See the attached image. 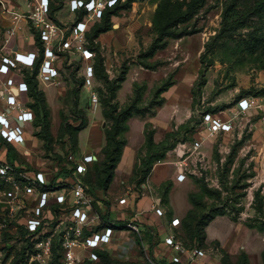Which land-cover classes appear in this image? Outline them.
<instances>
[{
	"label": "rangeland",
	"instance_id": "374dc122",
	"mask_svg": "<svg viewBox=\"0 0 264 264\" xmlns=\"http://www.w3.org/2000/svg\"><path fill=\"white\" fill-rule=\"evenodd\" d=\"M31 1L0 0V50L7 54L15 46L25 51L38 48V37L30 21L23 17V28L19 29L14 19L24 11L21 4ZM159 1L138 0L130 8L120 10L118 16L111 18L112 30L93 43L97 58H105L110 80L116 82L125 75L124 82L116 83L120 88L114 102L118 104V113L128 115V130L121 134L126 145L108 197L115 202L130 191L135 197L149 192L163 198L174 186L172 178L184 166L187 179L175 193L176 205L183 209L190 204L191 209L192 194L201 203L199 215H216L208 235L220 241L206 244L209 258L224 260L226 264H264V231H259L264 224V126L260 117L256 111L243 114L233 132L194 149V142L202 136L199 124L203 113L225 111L244 98H254L257 105H264V19L253 12L243 29L223 34V39H219L225 4L230 0H208L184 24L194 33L169 38L167 47L150 58V47L157 38L154 18ZM254 1L243 0V10L254 6ZM125 2L120 0V5ZM63 3L64 0H55L54 7H62ZM61 15H68V11ZM13 28L17 33L9 39L8 31ZM59 66L60 73L54 82L38 81L48 119L45 121L41 115L34 120L27 127L26 146L0 148V158L13 157L15 163L29 170H47L55 165L57 154L68 152L67 155H79L88 151L96 156L95 164L102 161L105 130L110 126L103 108L109 97L106 84L98 77L94 80L100 102L95 109L89 89L82 84L85 64L81 57L68 54ZM24 70L28 69L20 67L10 77L18 82L25 80L28 73ZM162 88L166 90L161 92ZM21 102L26 107L36 103L28 92ZM84 119L86 127L75 137L60 135L64 122L77 127ZM152 131L156 145L160 146L153 153L164 152L165 158L156 161L146 180L138 184L142 176L135 175L136 168H142V160L153 156L146 143V136ZM1 184L0 264H25L20 256L24 245L20 231L13 226H1L6 210ZM118 216L112 213L120 225ZM80 254L84 257L87 251ZM121 254L114 256L115 264L136 263L127 253Z\"/></svg>",
	"mask_w": 264,
	"mask_h": 264
},
{
	"label": "built area",
	"instance_id": "2783aa9c",
	"mask_svg": "<svg viewBox=\"0 0 264 264\" xmlns=\"http://www.w3.org/2000/svg\"><path fill=\"white\" fill-rule=\"evenodd\" d=\"M119 0H69L70 11L76 14L84 11L82 20L65 27L51 19L50 0H32L27 2L28 11L14 17L18 28L20 22L27 18L33 26L44 50L36 48L33 52L12 50L7 54L0 50V142L23 148L27 144V127L35 120V114L21 102V97L28 92V85L22 79L19 82L10 77L20 67L33 68L39 65L38 80L52 83L60 73V61L68 54H76L85 64L84 87L90 91L91 105L99 106V96L95 89V70L93 60L95 52L87 46V33L91 24L100 20L103 12L114 7ZM15 28L8 31L9 39L15 36ZM5 41V44L9 42ZM256 111L264 126V105H257L256 99L244 98L235 107L219 113L205 112L200 123V139L194 142V149L199 150L210 140L233 132L237 124L243 120V114ZM67 161L75 166L72 173L57 176L58 167L47 170H32L13 166L0 158V180L4 184L1 194L9 217L21 214L19 223L32 237L33 251L28 253L30 263L36 264H84L86 260L97 262L100 251H113L116 245L115 236L122 231L121 225L112 218L111 209L107 206L101 210L94 206L95 196L90 193L81 176L87 166L96 161L92 153L78 155L69 154ZM56 177H55V176ZM187 179L186 168H179L178 182ZM130 191L118 200L120 206H128ZM60 206V208H56ZM55 207V208H54ZM128 208V207H127ZM122 214L123 230L140 239L137 250L150 264H163L151 253V243L145 240V232L141 222L128 209ZM110 209V210H109ZM152 209L158 216L164 212L155 203ZM108 214V218H103ZM6 229V220L2 223ZM181 225L179 218L170 222V233L165 236L164 244L170 252V264H207L209 254L199 247H187L175 234ZM120 226V227H119ZM152 242L156 244L157 235L152 233ZM58 240L62 257L55 261L54 244ZM87 251L82 257L81 252Z\"/></svg>",
	"mask_w": 264,
	"mask_h": 264
},
{
	"label": "trees",
	"instance_id": "16d2710c",
	"mask_svg": "<svg viewBox=\"0 0 264 264\" xmlns=\"http://www.w3.org/2000/svg\"><path fill=\"white\" fill-rule=\"evenodd\" d=\"M136 1L138 0H126L123 5H120L119 0L114 7L108 8L103 12L100 20L94 21L95 23H92L93 25L91 24L90 31L86 35L87 46L92 51H94L95 54L96 49L93 47V43L102 34L112 30L113 25L111 23V18L113 16H118L120 10L130 8ZM207 1L208 0H160L154 18V31L157 34V38L153 41L150 47L148 57L153 58L159 50L165 49L168 45L169 38L179 39L194 33L188 31L185 28L184 24H187L190 20H192L207 4ZM60 9V7H52L51 19H53L57 23L58 20L55 18L54 13ZM253 12H255L254 15L256 14L264 19V0H255L254 6L247 7L245 10H243V0H230L229 2H226L225 12L223 13L222 30L218 38L223 39V34H231L240 29H243L247 25L249 18L251 17ZM85 14L86 13L84 11H78L75 22L82 20ZM37 40V46L38 48H40L41 52H43L44 45L39 40V38ZM104 62L105 58L100 56L97 58L96 54L93 60V67L95 70V78L98 77L99 79L103 80L106 84L107 91L109 92V97L104 101L103 108L104 118L110 123V126L105 130V146L101 150L103 156L102 161L100 163L88 165L85 174L81 176V181L85 184L87 190L96 198L94 206L99 208L100 210V206L102 204L107 207L111 205V199L107 196V194L110 185L113 182L115 170L122 159L123 149L126 145V141L124 139H121V134L128 130V126L126 125L128 115H122V113H118V104L117 102H114L116 100V91L120 88V85H116V83L124 82L125 75L117 79L116 82H113L109 78ZM39 65L40 64H37L33 68H27L28 70H24L28 73L24 80L28 85V96L34 99L36 102L35 104L28 105V108L35 114V122L40 118L41 115L43 116L42 118L45 121L48 119V110L45 106L43 92L38 89ZM84 82L85 81L83 79V85ZM95 89L98 93L99 88H96L95 86ZM165 90L166 88H162L161 92H164ZM86 124L87 121L85 119L83 123L77 127H73L70 124L64 122L60 130V135H67L70 138H73L75 137L77 132H80L83 128L86 127ZM154 134L155 133L152 131L149 132L146 136V143L149 153H153V151L160 147L155 143ZM13 146L14 145L0 142V148L2 149L12 148ZM14 147L18 148L17 146ZM67 154H57L55 165L50 167H58L59 170L57 172V176H66L72 173L75 169V166L67 161ZM164 158V152H157L153 153V156H151L149 160H142L141 163L143 167L136 168L135 170V175L139 177L142 176L138 181V184H141L146 180L148 174H150L153 169V164L156 161L162 160ZM4 160L9 162L13 166L22 168L21 165L15 163L16 161L13 157L6 156ZM1 182L2 181L0 180V184ZM1 186L2 189L5 188L3 182ZM172 186L173 184L171 183V187ZM169 192H167L165 194V197L162 198L161 205L168 206ZM139 197L140 195L135 197V202ZM190 203L192 205V208L182 219H180L181 225L175 229V234L187 247H199L208 251V247L206 249V244L208 243L207 228L215 220L216 215H199L197 209L201 205V203L197 202L195 195H190ZM56 208H60V206H57ZM257 211L261 212V208H257ZM2 215L4 216L3 221L6 220L7 227L13 226L17 228V231H20V240L22 241V243H24L20 252V256L24 260L25 264H36L30 263L27 256L30 251H33L32 237H35V235L30 234L27 231L26 227L18 222L21 218V214L17 217H9L8 210H5ZM103 218H108V214L104 215ZM119 222L121 225V227H119L121 230H123L124 223L122 221ZM249 228H252V226H249ZM263 229L264 224H262V226L259 228V231L262 232L264 231ZM144 239L148 240L151 243L152 248L155 247V244L152 242V236L147 238L145 234ZM53 249L55 254V261H57L60 257H62L60 242H58V240L55 242ZM112 253L113 252H108L106 250L100 251L99 261L91 262L90 260H86L84 264H115L113 261L114 256ZM142 255L143 252L138 251V254L136 255L137 257L134 258V260L136 261L135 264H150L142 257ZM159 262L163 264H170L167 263L165 259H162V261ZM245 263L248 264V261H246ZM222 264H226L224 260L222 261Z\"/></svg>",
	"mask_w": 264,
	"mask_h": 264
},
{
	"label": "crops",
	"instance_id": "0c3cea01",
	"mask_svg": "<svg viewBox=\"0 0 264 264\" xmlns=\"http://www.w3.org/2000/svg\"><path fill=\"white\" fill-rule=\"evenodd\" d=\"M50 1H51V12H52V7L54 6L55 0H50ZM23 3H27V2H23ZM63 4L64 5L62 7H60L61 9L54 13V16L58 20L59 24L65 26V27H68V26H71L73 23H75L76 18H77V13L74 14L70 11L69 0H64ZM64 10L68 11V15H65V16L61 15ZM13 49L14 50L18 49L19 51L23 50L18 46H15ZM35 50H36V46L33 49H27L26 51L33 52ZM89 153H91V152L87 151V152L81 153L80 155L89 154ZM157 166H155V167H156V170L158 171V169L160 170V165L158 167ZM178 173H179V170H178ZM178 173H177V175H178ZM172 181H173L174 186L172 187V189L169 192L168 206L161 205L162 198L159 196L157 197L153 193H149V192L143 193L142 196L139 197L136 202H135V196L132 195L129 198V202H128V206H127L129 208V212L132 213L134 215V217H136L137 220H139V222L142 223L147 238H149L152 235V233H156L157 241H156L155 247L154 248L151 247L152 255H153V257H155L157 259V261H162V259H165L167 261V263L170 262L171 255H170L169 250L167 249V247L164 244V238H165V236H167L170 233L169 231H167L168 229H170V222L174 218L182 219L186 215V213L190 210V204H188V206H187V204H185V206L182 209L181 206L178 208V206L176 205V201H175V193L180 189V187L184 184V182H178L177 176L173 177ZM158 182L160 183L161 179H158ZM153 186H156V184H153ZM143 188H146V187L143 186ZM107 196H108V194H107ZM120 198H122V197H120ZM118 200L115 199V202L110 200L111 205L108 206V208L111 209L112 213L116 212L120 216V219H117V220L121 221L123 211L127 207L126 206H120L118 204ZM155 203L159 204V207L162 208V210L164 212L163 216H161V217L158 216L155 213V211L152 209V206ZM102 208H104L103 204H102ZM116 223H117V221H116ZM208 228H207V237H208L207 241H208V243L213 242V241L219 242L220 241L219 239L214 238V237H212V238L209 237ZM164 234H166V235H164ZM115 240H116V245L113 246L114 247V249L112 251L113 256H117V254L120 255L121 253H122L121 255L123 256L124 254L127 253L132 258L137 257L136 256L138 254L137 247H138V244L140 243V240L137 238V236L131 235L128 232H126L125 230H122L116 234ZM214 259L215 258H213V257L208 258L207 264H222V261L220 262V261H217L216 259L215 260Z\"/></svg>",
	"mask_w": 264,
	"mask_h": 264
},
{
	"label": "water",
	"instance_id": "95a60500",
	"mask_svg": "<svg viewBox=\"0 0 264 264\" xmlns=\"http://www.w3.org/2000/svg\"><path fill=\"white\" fill-rule=\"evenodd\" d=\"M22 5V7H23V10L26 12V11H28V4L27 3H22L21 4Z\"/></svg>",
	"mask_w": 264,
	"mask_h": 264
}]
</instances>
